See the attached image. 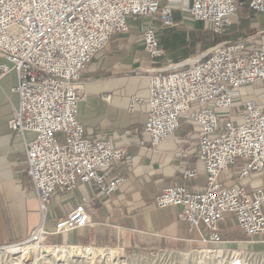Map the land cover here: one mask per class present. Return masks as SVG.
Listing matches in <instances>:
<instances>
[{
    "label": "built area",
    "instance_id": "built-area-1",
    "mask_svg": "<svg viewBox=\"0 0 264 264\" xmlns=\"http://www.w3.org/2000/svg\"><path fill=\"white\" fill-rule=\"evenodd\" d=\"M184 1L191 19L206 23L214 34L231 26L241 0H0V79L15 72L18 96L7 121L23 138L26 174L38 201L40 222L17 242L0 244V264H55L50 251L69 248L78 257L92 245L48 243L49 235L73 231L89 223L83 205L58 219L53 231L43 222L52 194L73 191L91 182L105 195L118 190L123 177L111 176L108 166L123 161L126 149L109 139H89L77 118L82 99V72L110 38L128 31V18L159 17L164 28L174 25V10ZM254 13H264V0H245ZM143 48L152 59L166 54L152 26L144 29ZM251 38L223 41L202 55L155 69L149 76L148 113L144 131L151 147L176 133L189 113L198 127L197 156L207 185L191 192L184 185L161 190L153 206H180L179 218L190 229L204 227V247L188 251L157 250L147 260L184 263L197 254L201 264H264V250L227 247L220 225L230 213L241 233L251 239L264 235V186L248 191L245 180L264 170V98L242 95L240 88L264 82V45ZM239 98L242 122L229 114ZM132 97L130 108L140 102ZM33 137L25 139V133ZM182 155H186L185 152ZM238 166V181L224 187L222 171ZM184 177L194 171L186 169ZM120 250V249H119ZM118 250V252H119ZM123 251V250H120ZM58 263H82L72 257ZM86 262V261H84ZM89 262V263H94ZM210 262V263H208ZM57 264V263H56Z\"/></svg>",
    "mask_w": 264,
    "mask_h": 264
},
{
    "label": "crops",
    "instance_id": "crops-1",
    "mask_svg": "<svg viewBox=\"0 0 264 264\" xmlns=\"http://www.w3.org/2000/svg\"><path fill=\"white\" fill-rule=\"evenodd\" d=\"M188 3L184 1L185 6ZM134 17L128 18V31L113 35L83 70V94L77 106V118L87 138L109 139L114 146L126 149L125 159L107 168L111 176L124 180L112 195L100 193L91 182L79 183L73 191L54 192L43 222L47 231H53L56 221L76 205L84 206L89 223L49 235L48 243L110 246L126 252L188 251L205 246L201 241L203 225L190 229L189 223L179 218L180 206H153L154 197L167 187L184 185L191 192L204 191L207 177L197 156L198 127L189 113L182 116L174 135L156 147L150 146L144 131L148 82L155 69L166 66L160 61L165 56L152 59L144 50L145 24L133 23ZM1 62L4 60L0 57ZM16 84L15 72L0 79V244L26 238L40 222L38 201L26 174L24 140L7 124L18 102L12 91ZM132 97L141 99L133 109ZM24 136L30 139L33 134L26 132ZM237 168L221 172L219 181L224 187L238 181ZM186 169L193 170L194 175L184 177ZM257 174L258 186H264V170ZM245 184L248 191L255 188ZM225 222L238 227L233 216L225 213L220 233L224 232ZM239 232L237 239H222L228 244H248V249L264 250V235L250 242L240 229Z\"/></svg>",
    "mask_w": 264,
    "mask_h": 264
},
{
    "label": "rangeland",
    "instance_id": "rangeland-1",
    "mask_svg": "<svg viewBox=\"0 0 264 264\" xmlns=\"http://www.w3.org/2000/svg\"><path fill=\"white\" fill-rule=\"evenodd\" d=\"M174 25L171 28H164L159 20L158 16L154 17H134L131 21L135 24L143 23L145 24V28L148 26L154 27L156 33L158 35V39L160 44L165 48L166 55L160 61L164 63L166 66L169 64H175L179 62H189L188 59L196 58L203 53H205L210 47L214 46L217 43L228 41V40H237L246 37H250L253 41L254 46L264 45V13H254L251 12L247 5H240L238 8V12L233 19V23L231 26L226 27V31L217 36V43H209L207 45L196 43L195 35L199 31H207L211 30L206 23L203 22H195L191 19L188 7L183 6L174 10ZM240 92L242 95L246 94H255L261 98H264V82L257 81L252 84L241 87ZM242 109L240 107L239 98H235L233 102V106L230 109L229 114L226 115V118L229 116L233 117L238 123L242 122ZM239 168H237L238 172ZM264 177V176H263ZM262 177V178H263ZM258 174L253 173L250 178L245 180V183L248 185L256 187L258 186ZM224 232L221 231L223 238L228 239H237L241 235L239 234V228L235 225L230 224L229 222L224 223ZM227 247H231V249H236L233 247L242 248V250H250L251 248L248 244L240 245V244H226ZM92 250L93 258H80L79 256H71L75 261L82 263H74V264H115L112 262L111 257L109 256V250L113 249L117 251L118 261L117 264H184L182 262H164L158 260H147L146 254L144 255H134L132 252L120 251L118 248L114 247H95L97 249H93V247H89ZM119 250V252H118ZM254 250V249H253ZM262 251V250H261ZM90 255V256H91ZM67 254L64 256V260ZM50 261H53L55 264L58 263L60 258L55 256L50 257ZM86 261V262H84ZM94 263H89L93 262ZM117 261V260H116ZM210 263V262H208ZM48 264V263H47ZM64 264V263H63ZM68 264V262H67ZM186 264H201L200 259L197 254L194 255V259L191 258L190 261H187ZM212 264H215L212 262ZM247 264H257L253 261H249Z\"/></svg>",
    "mask_w": 264,
    "mask_h": 264
},
{
    "label": "bare ground",
    "instance_id": "bare-ground-1",
    "mask_svg": "<svg viewBox=\"0 0 264 264\" xmlns=\"http://www.w3.org/2000/svg\"><path fill=\"white\" fill-rule=\"evenodd\" d=\"M93 249H97V248L93 247ZM91 252H92V250L89 248L88 251H85L82 255H79V257L80 258H87V257L93 258V255H91L92 254ZM50 253L52 254V256L56 255L59 258L64 257L66 254L69 257L76 256L75 253L72 250H70L69 248H61L60 250H57V251L53 250V251H50ZM109 254H110L109 256L111 257V260L113 263H115V264L119 263V261L117 259L119 257L117 254V251L110 249Z\"/></svg>",
    "mask_w": 264,
    "mask_h": 264
},
{
    "label": "trees",
    "instance_id": "trees-1",
    "mask_svg": "<svg viewBox=\"0 0 264 264\" xmlns=\"http://www.w3.org/2000/svg\"><path fill=\"white\" fill-rule=\"evenodd\" d=\"M244 1L245 0H241L239 6L245 5ZM225 31L226 30H224V32ZM217 36H219V34L218 35L214 34L212 33L211 30L199 31L198 33H196L195 39H196V43L199 44V46H201L202 44L207 45L209 43H217L218 42Z\"/></svg>",
    "mask_w": 264,
    "mask_h": 264
}]
</instances>
